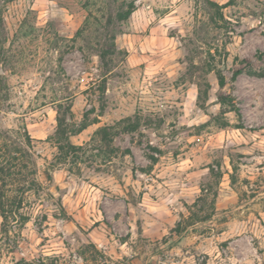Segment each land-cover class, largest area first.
Segmentation results:
<instances>
[{
	"label": "rangeland",
	"instance_id": "1",
	"mask_svg": "<svg viewBox=\"0 0 264 264\" xmlns=\"http://www.w3.org/2000/svg\"><path fill=\"white\" fill-rule=\"evenodd\" d=\"M124 1L0 0V264H264V0Z\"/></svg>",
	"mask_w": 264,
	"mask_h": 264
},
{
	"label": "trees",
	"instance_id": "2",
	"mask_svg": "<svg viewBox=\"0 0 264 264\" xmlns=\"http://www.w3.org/2000/svg\"><path fill=\"white\" fill-rule=\"evenodd\" d=\"M136 10L135 6V0H125L123 7L119 10L118 13V19L119 20H127L130 16L133 15V13ZM112 15V14H111ZM111 22H113V16L110 17ZM1 29H3V20L0 19V35H1ZM101 60L105 62L106 56L110 52H114L110 49H107L105 47H102L101 50ZM220 84L224 85V78L220 77ZM201 94L198 96L200 99ZM220 99L222 102H225V99L223 96H220ZM71 113V110L66 107L65 112ZM121 121L119 122V124ZM66 124V125H65ZM136 127V124L130 123L129 125H126L124 127V130H134ZM27 130V129H26ZM81 129L79 130H74L70 127V124L68 121H66L65 116H61V113L58 117V128L56 130V135H57V144L58 148L60 150L61 156L60 160H67L70 155H76L77 154V149L80 148L72 141L70 140V135H73L77 133L78 131L80 132ZM83 130V129H82ZM121 131L117 129L114 125H105L101 127L97 132V136L99 137L100 141L105 144V146L108 147L109 152L107 153L108 158H112L117 152L119 151L118 148H116L113 145L114 137L118 135ZM7 136L9 137V131L7 132ZM26 138L28 140V147L31 148V136L26 131ZM66 140V143L63 141ZM7 151V152H6ZM14 152H23L22 148H9L7 147L4 150V153L0 158H3V161L0 162V211L1 215L4 219V224L7 226L10 222L11 219H14L15 221L21 220V222H26L28 220V217L25 215H20V210L23 207V204L25 202V194H26V188H20V189H15L14 187V180L15 176L18 174L16 172V167L17 164L14 163L15 161L17 162L19 160V157L14 154ZM22 154V153H21ZM8 155V159H5V156ZM24 155L22 154V157ZM29 156L34 159L33 153L29 152ZM111 160V159H110ZM50 180H52V175H49ZM31 185H35V183L31 182ZM28 189H32V187H27ZM15 191H18L16 194L14 193ZM15 194V195H13ZM95 247V245H93ZM96 248V247H95ZM47 260H50L51 263H48ZM40 264H62L60 262V259L58 257H43L39 259Z\"/></svg>",
	"mask_w": 264,
	"mask_h": 264
}]
</instances>
